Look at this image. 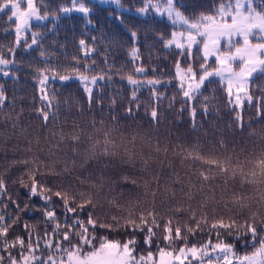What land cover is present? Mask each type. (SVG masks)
I'll return each mask as SVG.
<instances>
[{"label":"snow or ice","instance_id":"snow-or-ice-1","mask_svg":"<svg viewBox=\"0 0 264 264\" xmlns=\"http://www.w3.org/2000/svg\"><path fill=\"white\" fill-rule=\"evenodd\" d=\"M102 5L115 6L118 12L135 13L147 19L149 16L159 15L166 17L173 30L165 37L155 29L144 31L145 43H147L148 32L152 31L155 39L162 43L165 49L175 47L180 50L182 56H191V51L195 47L201 54L200 59L204 61L197 68L192 66L191 61L186 69L181 68L179 61L175 65V75L173 79L177 81V90L182 94L183 103L189 104V115L192 119V128L196 130L197 107L191 105L196 97L202 95V88L206 82L211 83L212 78H219L229 97L230 103L237 107H242L241 97H245L249 102L252 96L249 93L248 85L256 76L264 75V0H215L209 11H200V5L196 0H140L142 6L126 8L122 0H94ZM10 12L7 19L15 22V41L12 48L8 49L7 59L0 53V74L9 75L6 68L15 62V48L19 47L22 34L26 33L31 27L33 19L45 21L49 19L48 13L41 14L37 0H0V13ZM73 12L82 14L85 20L84 27H95L91 19L93 9L85 3V0H71V6H61L62 15H71ZM111 15V13H110ZM121 24L124 23L123 16H117ZM60 16L54 14V22L59 21ZM54 30V29H53ZM132 39V45L128 49L130 61L134 63L133 71L137 75H144L146 69L142 64V54L140 52V33L130 28L126 29ZM43 37L42 33H31V44L25 43L27 48L38 45ZM239 38V39H237ZM95 41V37L92 38ZM255 41V42H254ZM81 50L94 52V48H89L86 41L81 39L78 42ZM43 52L41 55L43 56ZM214 58L215 67L208 64V60ZM239 62L238 70L233 68ZM77 67L71 69L70 74L57 75L55 70L49 69L52 75L46 74L43 70L39 71V99L40 107L34 111L38 118L43 122L45 128L48 127L50 120L58 117L59 100L49 94L48 81L59 80L68 82L77 80L85 92L89 107L92 102V95L95 85L104 76H89L80 72L79 61L74 59ZM84 72H91L93 66L83 65ZM18 80V77H15ZM127 82L134 89H138L143 84L151 86L153 89L161 84L158 79L140 81L133 76L127 77ZM166 81L165 83H171ZM132 98L135 100L136 92L133 91ZM175 99V98H173ZM8 102L3 85H0V110ZM114 102V101H113ZM14 106V101H12ZM209 98L204 97V103L200 105L201 114L210 115ZM171 106V105H170ZM139 106L137 105V108ZM23 109L17 114V120L23 113ZM81 114L83 109L80 110ZM129 116L132 109L126 110ZM183 106L180 109L182 113ZM235 111V108H234ZM149 116L153 125L159 124L160 114L154 107ZM257 117L264 119V112L257 111ZM115 120V118H112ZM95 129L96 121H91ZM103 125V121H100ZM234 123L242 131L244 128L243 118L240 111H236ZM15 126V125H14ZM75 128V125H73ZM83 130H81L82 132ZM109 131L103 133V140L92 141L91 150L81 164L84 167L89 161L96 160L98 157L115 156L116 144L109 139ZM50 135L56 136L57 133L51 132ZM60 141L67 140L72 145L71 152L74 156H79L77 146L81 142V134L75 131L67 134L59 133ZM91 139V138H89ZM131 143H135V137ZM220 148L225 152L227 146L223 140L218 141ZM174 152V155L181 156V163L189 161L198 165L195 170L188 169L183 177L175 170L164 172L165 164L162 161H153L140 158L141 171L149 173V178L144 181V195L152 198V207L146 211H136L138 205H131L126 210L127 216H111V222H103L99 215H94L98 210V192L103 188V177L101 183H90L92 191L73 190L72 185L67 187L62 184L49 186L47 181L37 179V176L46 174L54 177H71L75 170V160L71 161L72 168L63 167L61 171L55 170L50 173L41 172L39 167H33L27 172L28 181L21 179L22 186L28 189L29 198L39 197L46 207L40 209L44 217L43 233L36 231L35 226L24 223L26 236L15 235L9 238L10 229L19 222V214L28 209L25 203L24 208L19 203L12 200L8 195L7 184L0 176V197L7 196L8 201L16 209V215L7 212V204L0 208V264H191L196 260L198 264H264V210L253 211L249 197L243 192L228 191L229 181L235 184L239 182L241 188L245 184L257 186L260 192L259 200L255 203L264 209V150L255 160L240 163L238 157L222 156L216 152L202 153L199 144L191 149H183ZM161 152L159 141L155 149ZM167 153V147L163 149ZM136 153L133 149L124 148L121 163L135 165ZM27 165L29 161H22ZM31 163L37 165V159ZM153 163L159 169L153 172ZM107 168L108 165H103ZM169 169L172 165L167 164ZM247 169V170H245ZM162 176H167L162 183ZM222 182L220 187V199L230 196L231 203L239 211L247 210V218L236 219L233 215H228L227 220L218 214L217 209H211L209 215V205L218 204L222 209L231 213L232 209L227 207V202L220 203L216 200V181ZM121 180L137 185L135 179L124 175ZM81 185L85 184L80 180ZM164 196L169 203L174 206L168 210L165 217L155 210V200ZM62 204L63 224L57 215V209L52 204L53 198ZM199 202L193 204L197 198ZM35 210V209H33ZM188 217V221L176 219V217ZM86 216V219L82 218ZM163 220V224L159 221ZM52 225L51 232L48 225ZM115 232L123 230L127 234L124 240L109 239L108 236L99 237L97 230ZM208 232V240L201 244H189L188 237L195 236L198 232ZM157 232L162 233V238L166 243L165 247L157 245L156 253L147 251L140 253L137 250L139 239L137 234H143V243L146 248H151L154 240L159 239ZM59 237V239H57ZM214 237V240H213ZM225 237L233 242H228ZM247 237V239L245 238ZM75 241V242H74ZM236 241L240 242L244 249L251 248L252 251L243 253L236 251ZM180 242L182 246L173 248V245ZM16 251L17 255L12 253ZM38 253H41L38 255Z\"/></svg>","mask_w":264,"mask_h":264},{"label":"trees","instance_id":"trees-1","mask_svg":"<svg viewBox=\"0 0 264 264\" xmlns=\"http://www.w3.org/2000/svg\"><path fill=\"white\" fill-rule=\"evenodd\" d=\"M126 8L142 6L140 0H122ZM200 5V11H209L215 0H196ZM92 9L91 19L95 27H84L85 20L82 14L73 12L71 15H62L61 6H71V0H37L41 14L48 13L49 19L45 21L33 20L28 31L22 34L19 47L15 48L14 60L5 71H9L8 76L0 74V85H3L8 102L0 110V176L7 184L8 195L23 209L25 203L28 209L19 214V222L10 229L9 238L15 235L26 236L24 223L35 226V230L43 233L44 217L40 209L47 205L39 197L29 198L28 189L20 183L21 179L28 181L27 172L33 167H39L41 172H57L65 166L72 168V160H75V170L71 177H54L46 174L37 179L47 181L49 186L62 184L67 187L73 186V190L92 191L90 183H101L103 177V188L98 192V210L94 215L102 217L103 222H111V216H127L131 205H138L136 211H146L152 207V198L144 195V181L149 178V173L142 172L140 158L153 161H162L165 164L164 172L175 170L181 177L189 168L195 170L198 165L189 161L181 163V156L174 155L183 149H191L199 144L202 153L216 152L222 156L238 157L240 163L255 160L264 150V119L257 117V111L264 112V75H258L248 85L252 100L249 102L245 97H241L242 107H237L230 103L229 97L219 78H212V82H206L202 88V95L191 101V105L197 107L196 122L197 128L193 130L192 119L189 115V104L183 103L182 94L177 90V81L173 79L175 75V65L179 61L181 68L186 69L191 61L192 66L197 68L200 63V53L194 47L191 56H182L180 50L175 47L165 49L161 42L155 39L152 31L148 32L147 43H145L144 31L151 28L162 33L165 37L173 30L166 17L159 15L149 16L147 19L135 13L118 12L115 6L102 5L94 0H85ZM111 13V15H110ZM54 14L60 16L59 21L54 22ZM10 12L0 13V53L7 59L8 49L13 47L15 41V22H9L7 17ZM123 16L124 23L121 24L117 16ZM139 31L140 33V52L142 54V64L146 69L144 75H137L133 68V62L128 56V49L132 45V39L126 29ZM54 29V30H53ZM42 33L43 37L38 41V45L31 48L26 47L31 44V33ZM95 37V41H93ZM26 38V43H25ZM85 40L89 48H94V52H88L78 46L79 40ZM239 39V38H237ZM255 42V41H254ZM43 52V56L41 55ZM75 60L79 61L80 72L89 76H104L97 85L93 86L91 106L89 107L82 85L75 79L68 82L59 80L48 81L49 94L54 95L59 100L60 106L58 117L50 120L48 127L43 126V122L38 118L35 108L40 107L39 99V71L43 70L46 74L52 75L49 69L55 70L57 75L70 74L71 69L77 67ZM93 66L91 72H84L83 65ZM208 64L215 67L214 58L208 60ZM239 62L234 65L238 69ZM134 79L145 81L158 79L161 81L155 89L147 84H143L138 89H134L127 82L128 76ZM18 77V80L15 79ZM171 80V83H165ZM133 91L136 92L137 99L132 98ZM204 97L209 98L210 115L201 114L200 105L204 103ZM175 98V99H173ZM12 101H14V106ZM114 101V102H113ZM137 105L139 106L137 108ZM171 105V106H170ZM183 106L184 111L180 109ZM156 108L160 114L159 124L153 125L149 116L150 111ZM132 109V115L127 114V109ZM235 108V111H234ZM23 109V113L17 120V114ZM81 109L83 113L81 114ZM236 111H240L244 128H240L234 123ZM115 118L113 120L112 118ZM95 120V129L91 121ZM100 121H103L101 125ZM15 125V126H14ZM75 125V128L73 127ZM81 130H83L81 132ZM109 139L116 144L115 156L98 157L96 160L89 161L81 167L84 158L91 150L92 141L103 140V133L109 131ZM63 131L67 134L75 131L81 134V142L77 146L79 156H74L71 152L72 145L67 140L61 142L59 133ZM51 132L57 133L56 136L50 135ZM135 137V143H131ZM91 138V139H89ZM223 140L227 146L225 152L220 148L218 141ZM157 141L161 152L155 151ZM167 147V153L163 149ZM133 149L136 155L135 165L121 163L123 149ZM37 159V165L31 161ZM29 161L27 165L22 161ZM171 163L172 169L167 167ZM108 167L104 168L103 165ZM159 169L153 163L152 171ZM247 170V169H245ZM128 176L135 179L137 185L121 180V176ZM167 176H162V183ZM80 180L85 184L81 185ZM222 182L216 181V200L220 203L227 202V207L232 209L231 213L222 209L218 204L209 205V215L211 209L215 207L219 215L227 220L228 215H233L236 219L247 218V210L241 212L231 203L230 196L220 199V187ZM228 191L243 192L250 198L253 211H261V205L255 203L259 200L260 192L257 186L245 184L241 188L237 181L233 184L229 181ZM200 198L198 197L193 204L195 206ZM7 204V212L16 215V209L8 201L7 196L0 197V208ZM52 204L57 209V215L63 224L62 204L55 197ZM174 205L169 203L164 196L155 200V210L160 216L168 215V210ZM35 209V210H33ZM86 219V216H82ZM264 218V217H262ZM182 221H188V217H176ZM163 224V220L159 221ZM52 225H48L51 232ZM99 237L108 236L109 239L124 240L127 234L123 230L106 232L97 230ZM139 244L137 250L140 253L152 251L156 253L157 245L165 247L166 243L162 238V233L157 232L159 239L154 240L151 248H146L143 243V234H137ZM208 232L197 233L189 236V244H201L208 240ZM247 239V237H245ZM59 239V237H57ZM228 242H233L225 237ZM214 240V237H213ZM75 242V241H74ZM236 251L243 253L247 250L241 247L240 242L236 241ZM182 246L180 242L173 245V248ZM17 255L16 251L12 253ZM41 253H38V255ZM191 264H198L192 260Z\"/></svg>","mask_w":264,"mask_h":264},{"label":"rangeland","instance_id":"rangeland-1","mask_svg":"<svg viewBox=\"0 0 264 264\" xmlns=\"http://www.w3.org/2000/svg\"><path fill=\"white\" fill-rule=\"evenodd\" d=\"M33 20H35V19H33ZM33 20H32V21H33ZM236 70H238V69H236Z\"/></svg>","mask_w":264,"mask_h":264}]
</instances>
